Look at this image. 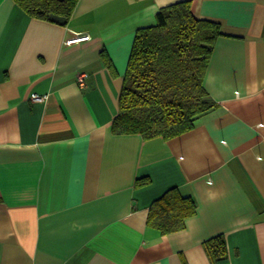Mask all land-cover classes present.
<instances>
[{"label":"crops","instance_id":"1","mask_svg":"<svg viewBox=\"0 0 264 264\" xmlns=\"http://www.w3.org/2000/svg\"><path fill=\"white\" fill-rule=\"evenodd\" d=\"M178 1L79 0L61 25L0 0V264H264V0H190L221 29L193 129L113 130L136 30ZM170 191L195 210L163 232Z\"/></svg>","mask_w":264,"mask_h":264},{"label":"trees","instance_id":"2","mask_svg":"<svg viewBox=\"0 0 264 264\" xmlns=\"http://www.w3.org/2000/svg\"><path fill=\"white\" fill-rule=\"evenodd\" d=\"M29 15L67 25L79 0H15ZM220 25L199 19L190 0L163 6L155 24L139 27L113 120L118 134L144 138L177 137L193 129L199 116L215 107L203 80ZM167 192L155 202L160 210L150 219L163 232L181 228L195 210L194 200ZM154 205V206H155ZM154 209V207H153ZM212 262L226 257L219 235L205 243Z\"/></svg>","mask_w":264,"mask_h":264},{"label":"built area","instance_id":"3","mask_svg":"<svg viewBox=\"0 0 264 264\" xmlns=\"http://www.w3.org/2000/svg\"><path fill=\"white\" fill-rule=\"evenodd\" d=\"M90 35L89 34H83V33H77L76 35H74L72 38L67 40V44H71V43H75V42H80V41H84V40H88L90 39ZM86 77L87 74L86 73H81L78 77V82L80 83V85L84 86L86 84ZM46 95H38V94H34L33 95V99L34 100H41L43 101L44 99H46Z\"/></svg>","mask_w":264,"mask_h":264}]
</instances>
